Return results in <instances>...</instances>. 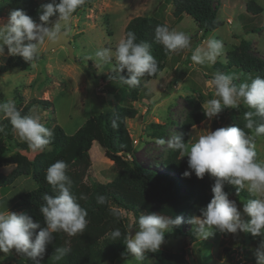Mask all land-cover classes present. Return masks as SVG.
<instances>
[{
    "label": "rangeland",
    "instance_id": "obj_1",
    "mask_svg": "<svg viewBox=\"0 0 264 264\" xmlns=\"http://www.w3.org/2000/svg\"><path fill=\"white\" fill-rule=\"evenodd\" d=\"M250 1L264 9V0H221L218 18L222 25L208 34L205 40H201L202 31L191 16L184 15L180 19L174 17L172 0H90L80 13L73 15L69 25L67 37L73 46L74 58L70 57L64 46L47 52L46 46L49 42H46L39 55L43 58L36 63L35 68L30 67L26 71L16 69L9 74H0V102L12 99L21 111L33 100H48L50 105L38 103L30 108L29 115H38L49 129L54 127L55 121L69 136L75 134L92 117L103 113L113 114L121 108L130 109L131 117L126 118V125L136 148V159L146 168L163 172L167 170L166 162L177 152V159L188 160L167 143L175 134L183 137L186 124L189 123L190 127L188 136L183 137V140L185 143L191 139L194 142L208 130L233 127L235 118H243L244 109L251 110L241 102L239 108H225L218 116L209 119L202 107L208 100L218 99L214 85L209 84L215 73L231 75L237 85L243 83L244 74L241 69L235 66L228 68L229 54L238 50L242 40L251 43V56L264 62V11L259 15L250 13L247 10ZM11 11L0 0V27L7 24ZM154 15L160 17L170 29L188 34L190 48L179 54H170L162 72L155 79L145 78L138 100L133 101L127 96L126 86L108 78L113 74L111 70L116 63L115 57L110 64L100 68L87 57L94 56L96 50L103 48H110L114 52L119 41L125 38L128 21L139 16ZM57 19L47 26L51 27ZM210 38L223 41L222 56L214 64H193V51ZM9 57L5 46L4 55L0 56V68ZM216 63H219L218 68L214 67ZM4 118L6 117L0 113V123ZM152 124L162 126L164 135L160 138L165 139L164 145L156 143L159 138L153 135ZM13 134L19 142H25L15 130ZM249 136L255 138L258 159L264 161V139L255 135ZM21 153L33 160L40 152L29 149ZM89 153L92 165L85 178L88 185L107 187L123 172L122 168L106 157L104 149L98 143H93ZM15 167L14 164L1 167L0 177H8ZM203 180L210 185L214 178L206 174ZM181 185L178 186V191L184 196L188 186ZM36 188L34 180L25 176L6 187H0V209L19 214L17 205L20 198ZM229 197L237 202L242 211L244 201L235 195ZM190 203L185 202V205ZM174 206L172 202L158 204V215H171L170 211ZM123 215L127 217V227L134 236L138 230L134 215ZM191 231L193 226L185 223L184 229L174 232L159 251L184 254L190 264H235L242 261H245L244 264H257L256 250L261 237H253L243 232L227 235L216 232L202 241L194 234L190 236ZM194 238L200 240L198 246L194 243ZM0 258V264H24L28 259L17 254L14 249L10 254L0 252ZM118 260L119 262L105 264H136L127 251ZM144 264L160 263L147 253Z\"/></svg>",
    "mask_w": 264,
    "mask_h": 264
},
{
    "label": "clouds",
    "instance_id": "obj_2",
    "mask_svg": "<svg viewBox=\"0 0 264 264\" xmlns=\"http://www.w3.org/2000/svg\"><path fill=\"white\" fill-rule=\"evenodd\" d=\"M85 4V0H51L42 6L37 23L23 10L10 12L8 22L0 27V56L7 46L8 55L22 57L25 62L36 67L42 46L46 42L56 43L69 35V25L74 13ZM58 16L51 27L50 18ZM155 40L167 53L179 54L190 48V36L183 31L170 29L167 25H158ZM134 32H128L113 52L110 48L98 49L94 56L87 57L100 68L110 64L115 57V66L110 79H119L130 87H139L146 77L158 74L159 66L146 42L137 43ZM71 42V41H70ZM224 52L222 40L210 38L203 45L197 46L191 55L193 64H214ZM127 71V78L123 73ZM209 84L215 87V96L203 103L207 118L218 116L225 108H239L241 102L254 111L246 112L247 129H254L255 137L264 135V122L256 124L253 116L264 120V78L257 77L251 83L233 82L229 74L217 72ZM0 113L34 152H43L52 143L54 132L46 127L38 115H22L12 99L0 102ZM113 123V127H116ZM3 131V129H0ZM185 143L182 135L175 134L168 141L169 147L188 158L189 170L184 177L194 173L204 179L206 174L214 178L213 198L206 207L200 209L201 216H193L187 221L193 226V234L202 241L214 233L238 234L240 232L261 237L256 250L257 264H264V161L258 159L255 138L249 136L240 127L208 130L198 139ZM159 145L165 139L156 140ZM66 162L57 160L47 169L46 180L56 195L43 194L44 204L40 206L46 227L34 222L27 213H14L0 209V252L10 254L13 249L17 254L31 259L32 264H41L46 246L53 242L54 233L64 232L70 237L82 235L88 226L87 210L77 202L72 194V180L66 174ZM234 186L237 195L246 190L254 197L243 203V210L237 202L225 192V185ZM84 199L85 197H81ZM105 196H98L97 202L103 204ZM247 217L248 219H245ZM184 223V217L158 214H142L138 219V230L133 236L131 231L123 235L127 254L136 264H144L147 253H156L165 243V236ZM40 229L38 234L35 230ZM113 241L122 237L119 228L109 233ZM68 247H58L52 259L59 262L70 253ZM2 259V258H0Z\"/></svg>",
    "mask_w": 264,
    "mask_h": 264
},
{
    "label": "trees",
    "instance_id": "obj_3",
    "mask_svg": "<svg viewBox=\"0 0 264 264\" xmlns=\"http://www.w3.org/2000/svg\"><path fill=\"white\" fill-rule=\"evenodd\" d=\"M13 11L23 10L32 17L37 23L39 14L44 4L51 0L39 2L37 0H2ZM90 0H85V4L80 7L74 15L80 13ZM174 6V17L180 19L184 15H189L198 24L202 31L201 40L215 32L222 25L218 18V12L221 0H172ZM247 10L254 14H261L264 9L254 1L247 4ZM58 16L50 18L51 23ZM154 16H139L130 20L125 28V38L128 32H134L137 37V43L146 42L150 45V52L156 58L159 66V73L164 68V63L170 53H167L164 47L155 40V29L158 25H167ZM50 23V24H51ZM168 26V25H167ZM251 43L242 40L238 50L229 54L228 68L235 66L241 69L244 74L243 83H251L257 77L264 78V62L255 59L250 54ZM43 57L39 56V60ZM37 61V62H38ZM217 66V67H216ZM219 63L214 66L218 68ZM31 64L25 62L22 57L10 56L0 68V74H9L19 69L26 71ZM146 77L148 80L155 79L157 76ZM114 74H110L108 78ZM127 78V71L123 73ZM120 85L127 87V96L130 100L137 101L139 92L143 88V83L139 87H130L122 83L119 79H114ZM50 105L48 100H33L22 110V115H29V110L34 105ZM254 110H243V118H235V127H240L248 135H255L254 129L245 127L247 120L245 113ZM131 117L130 109L121 108L115 113H103L92 117L79 128L73 135L65 134L64 130L56 124L51 129L54 137L49 148L36 155L33 160L23 155L21 151H28L26 142H19L13 134V127L8 118H4L0 123V168L9 164L16 165L15 169L8 177H0V187L8 186L9 183L20 177H30L37 184V188L20 198L17 205L20 213H27L33 218L34 222L46 227L40 206L44 204L43 194L56 195L51 185L46 180L48 167L57 160H62L67 164L66 174L72 180V194L77 198L81 207L88 213V226L82 235L74 237L68 236L64 232L54 233L53 242L46 246V252L41 264H105L119 262L120 256L126 252V245L123 243V235L129 232L127 227L128 219L123 213L132 214L136 222L142 214H158L160 209L158 204L172 202L175 204L170 211L172 217L182 215L184 223L175 228L171 233H167L165 240L173 236L174 232H180L185 227L186 219L193 216H201L200 209L206 207L213 198L212 186L214 181L208 185L204 180L196 177L195 174L190 178L184 177V172L188 168L187 159H177L178 152L166 162L167 170L158 172L155 169L144 167L135 157L136 148L133 139L126 125V118ZM256 124L264 122L260 117L253 116ZM116 127H113V123ZM190 124H186L183 137L188 136ZM153 135L162 137L164 130L160 124H152ZM264 139V135L259 136ZM98 143L104 149L108 159L115 165L122 168L123 172L119 177L107 187L98 185H88L85 181L87 173L91 168L90 150L93 143ZM172 171V173L170 171ZM173 176H172V175ZM7 179V180H6ZM188 186L186 195H180L178 186ZM181 185V186H182ZM225 192L229 195H235L246 203L254 197L243 190L239 195L234 186L225 185ZM105 196L106 201L101 204L97 202L98 196ZM81 197H85L82 199ZM185 202H191L185 205ZM171 205V204H170ZM162 215V214H161ZM186 218V219H185ZM191 225V224H190ZM119 228L122 237L118 241H113L109 233ZM40 229L35 230L38 234ZM219 233V232H218ZM192 236L193 231H191ZM221 234V233H220ZM227 235V234H223ZM198 246L200 240L195 239ZM58 247H68L70 253L59 262L52 259L55 250ZM160 264H190L184 254H171L163 251L150 253ZM24 264H32L30 258ZM235 264H240L239 262Z\"/></svg>",
    "mask_w": 264,
    "mask_h": 264
},
{
    "label": "water",
    "instance_id": "obj_4",
    "mask_svg": "<svg viewBox=\"0 0 264 264\" xmlns=\"http://www.w3.org/2000/svg\"><path fill=\"white\" fill-rule=\"evenodd\" d=\"M61 46H64L65 48H67V50L69 51L70 57L74 58V49L73 46L70 42V38L66 37L64 39H61L60 41L56 42V43H48V45L46 46V51L47 52H51Z\"/></svg>",
    "mask_w": 264,
    "mask_h": 264
},
{
    "label": "built area",
    "instance_id": "obj_5",
    "mask_svg": "<svg viewBox=\"0 0 264 264\" xmlns=\"http://www.w3.org/2000/svg\"><path fill=\"white\" fill-rule=\"evenodd\" d=\"M237 255H239V254H237ZM239 260V259H238ZM245 263V261H242V262H240V264H244Z\"/></svg>",
    "mask_w": 264,
    "mask_h": 264
},
{
    "label": "crops",
    "instance_id": "obj_6",
    "mask_svg": "<svg viewBox=\"0 0 264 264\" xmlns=\"http://www.w3.org/2000/svg\"><path fill=\"white\" fill-rule=\"evenodd\" d=\"M130 21H128V23H129ZM128 23L126 24V26L128 25Z\"/></svg>",
    "mask_w": 264,
    "mask_h": 264
}]
</instances>
